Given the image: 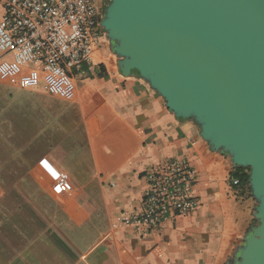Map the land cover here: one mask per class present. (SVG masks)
I'll list each match as a JSON object with an SVG mask.
<instances>
[{
    "label": "crops",
    "instance_id": "obj_1",
    "mask_svg": "<svg viewBox=\"0 0 264 264\" xmlns=\"http://www.w3.org/2000/svg\"><path fill=\"white\" fill-rule=\"evenodd\" d=\"M116 61L100 42L71 100L0 81V264L233 263L255 224L250 189ZM177 155L197 170L196 210L155 230L119 225L141 210L146 172Z\"/></svg>",
    "mask_w": 264,
    "mask_h": 264
},
{
    "label": "water",
    "instance_id": "obj_2",
    "mask_svg": "<svg viewBox=\"0 0 264 264\" xmlns=\"http://www.w3.org/2000/svg\"><path fill=\"white\" fill-rule=\"evenodd\" d=\"M100 26L121 75L249 168L256 222L232 264H264V0H109Z\"/></svg>",
    "mask_w": 264,
    "mask_h": 264
},
{
    "label": "built area",
    "instance_id": "obj_3",
    "mask_svg": "<svg viewBox=\"0 0 264 264\" xmlns=\"http://www.w3.org/2000/svg\"><path fill=\"white\" fill-rule=\"evenodd\" d=\"M0 18V81L22 88L43 85L71 100L76 80L94 68L100 19L94 0H3ZM196 168L181 155L149 169L138 213L123 214L119 225L158 229L196 210ZM62 180V179H61ZM232 185L239 179L232 177Z\"/></svg>",
    "mask_w": 264,
    "mask_h": 264
},
{
    "label": "trees",
    "instance_id": "obj_4",
    "mask_svg": "<svg viewBox=\"0 0 264 264\" xmlns=\"http://www.w3.org/2000/svg\"><path fill=\"white\" fill-rule=\"evenodd\" d=\"M232 176L237 177L239 179V184L242 186H246L248 189L249 183H248V176H249V168L248 167H236L232 171ZM256 222V220H255Z\"/></svg>",
    "mask_w": 264,
    "mask_h": 264
},
{
    "label": "flooded vegetation",
    "instance_id": "obj_5",
    "mask_svg": "<svg viewBox=\"0 0 264 264\" xmlns=\"http://www.w3.org/2000/svg\"><path fill=\"white\" fill-rule=\"evenodd\" d=\"M97 8H98V17L99 19H101L102 15L104 14V10L105 7L107 5V3L105 2V0H94ZM100 41H101V36L105 34L104 30H100Z\"/></svg>",
    "mask_w": 264,
    "mask_h": 264
},
{
    "label": "rangeland",
    "instance_id": "obj_6",
    "mask_svg": "<svg viewBox=\"0 0 264 264\" xmlns=\"http://www.w3.org/2000/svg\"><path fill=\"white\" fill-rule=\"evenodd\" d=\"M105 2L108 4V2H109V0H105ZM105 32V31H104ZM101 44L103 45V48L104 49H107V50H109V52H111L112 53V50H111V48H110V42H109V40L107 39V37H106V33L104 34V35H102L101 36ZM198 128H199V126H198Z\"/></svg>",
    "mask_w": 264,
    "mask_h": 264
}]
</instances>
